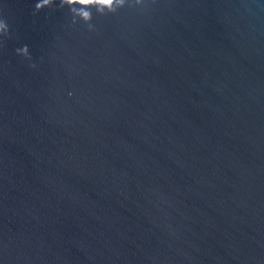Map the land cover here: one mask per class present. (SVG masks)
<instances>
[{
	"label": "water",
	"instance_id": "obj_1",
	"mask_svg": "<svg viewBox=\"0 0 264 264\" xmlns=\"http://www.w3.org/2000/svg\"><path fill=\"white\" fill-rule=\"evenodd\" d=\"M36 2L0 0V264H264V0Z\"/></svg>",
	"mask_w": 264,
	"mask_h": 264
},
{
	"label": "clouds",
	"instance_id": "obj_2",
	"mask_svg": "<svg viewBox=\"0 0 264 264\" xmlns=\"http://www.w3.org/2000/svg\"><path fill=\"white\" fill-rule=\"evenodd\" d=\"M59 7L63 8L67 6L73 17L72 23H76V18H79L85 25H87L88 30H92L93 25L90 23L92 19V9L98 14H114L116 11L126 4L129 0H58ZM56 3V0H37L34 4V12H39L45 7L51 6ZM136 5L141 4V0H134ZM8 26L5 21L0 20V34H7ZM16 54L25 58H29V49L27 45L15 50ZM34 66V65H33ZM69 96L72 95L71 92L68 93Z\"/></svg>",
	"mask_w": 264,
	"mask_h": 264
}]
</instances>
